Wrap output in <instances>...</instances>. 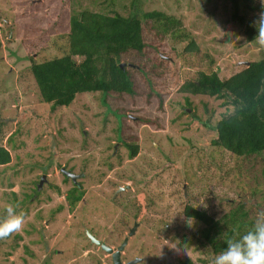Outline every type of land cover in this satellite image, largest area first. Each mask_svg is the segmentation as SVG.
<instances>
[{"label":"rangeland","instance_id":"rangeland-1","mask_svg":"<svg viewBox=\"0 0 264 264\" xmlns=\"http://www.w3.org/2000/svg\"><path fill=\"white\" fill-rule=\"evenodd\" d=\"M80 1L0 0V146L12 158L0 166V221L9 204L25 214L22 230L0 240V264H114L88 232L114 251L128 239L123 264L137 257L140 264H213L186 247L199 227L184 216L186 204L220 218L244 203L256 217L264 211V157L235 158L214 148L213 127L228 109L222 100L179 90L201 72L229 78L262 60L264 50L232 21L230 0H137L141 15L181 19L199 52L175 57L173 43L164 41L165 53L150 49L147 58L123 59L136 77L133 96L81 94L69 108L52 110L41 99L31 58L58 54L55 41L80 8L127 16L133 0ZM158 58L165 62L155 70L136 68L150 69ZM130 136L140 145L135 159L124 146ZM62 168L85 192L73 210L65 197L74 183L64 181ZM14 194L18 207L9 201ZM30 194L35 201L26 200Z\"/></svg>","mask_w":264,"mask_h":264},{"label":"trees","instance_id":"trees-1","mask_svg":"<svg viewBox=\"0 0 264 264\" xmlns=\"http://www.w3.org/2000/svg\"><path fill=\"white\" fill-rule=\"evenodd\" d=\"M76 1L81 4L80 0ZM109 1L114 6L117 0ZM230 2L232 21L247 40L254 43L257 32L253 20L264 10L261 0ZM139 4L133 0L127 16L116 11L96 12L88 7L71 15L69 31L55 41L58 54L42 62L31 58V73L43 102L51 104L55 110L69 108L81 94L133 96L136 77L133 70L121 67L124 58H147L150 49L165 53L163 42L168 40L173 43L170 50L176 53L175 57L199 52V44L181 19L160 11L141 15ZM176 45H181L183 50H177ZM164 62L158 58V64H152L150 69L147 62V65H135L146 73ZM179 92L223 101L229 113L213 127L214 148L227 151L235 158L264 157V58L250 62L243 70L225 79L212 70L201 72L197 79L182 84ZM124 146L131 159L139 155L138 137L130 136ZM11 162L10 151L0 146V166ZM64 181H69L65 175ZM38 191L37 187L35 192ZM84 195L85 192L74 184L65 197L70 209H75ZM26 197L29 202L36 200L34 194ZM18 199L14 194L9 201L23 204ZM6 216H1V221ZM184 216L199 226L192 233V241L185 243L186 247L194 245L195 251L208 254L211 259L225 250L229 239H239L256 219L244 203L234 206L220 218L186 204ZM187 264L192 263L188 260Z\"/></svg>","mask_w":264,"mask_h":264},{"label":"clouds","instance_id":"clouds-1","mask_svg":"<svg viewBox=\"0 0 264 264\" xmlns=\"http://www.w3.org/2000/svg\"><path fill=\"white\" fill-rule=\"evenodd\" d=\"M261 3L264 6V0ZM253 26L257 35L252 42L264 50V10L257 14ZM6 212V218L0 221V240L21 231L25 223V214H17L12 204L7 205ZM226 243L225 250L215 256L213 264H264V211L256 214L251 227L239 239H229ZM135 261L140 264L142 257Z\"/></svg>","mask_w":264,"mask_h":264},{"label":"water","instance_id":"water-1","mask_svg":"<svg viewBox=\"0 0 264 264\" xmlns=\"http://www.w3.org/2000/svg\"><path fill=\"white\" fill-rule=\"evenodd\" d=\"M121 67L124 68V65H121ZM62 173H64V175L68 178H71L75 183L77 182V176L74 175L73 173H71L70 171H68L66 168H62ZM45 182V177L43 176L41 182H40V186H42ZM137 229V224L135 225V227L133 228V231H131L130 233V237L134 235L135 231ZM88 236L91 239L92 243H94L97 246H100L104 251H106L109 255L112 256L113 262L114 264H123L121 261V251H123L124 247L127 245L128 243V239H126L123 243V245L117 250L114 251V249L106 246L102 241L96 239L93 235H91L88 232ZM136 261H131L128 264H136Z\"/></svg>","mask_w":264,"mask_h":264},{"label":"flooded vegetation","instance_id":"flooded-vegetation-1","mask_svg":"<svg viewBox=\"0 0 264 264\" xmlns=\"http://www.w3.org/2000/svg\"><path fill=\"white\" fill-rule=\"evenodd\" d=\"M68 178V177H67ZM72 180V179H71ZM72 182L74 183V184H76L79 188H81V186L78 184V182H74L73 180H72ZM38 190H40L39 188H38ZM100 247V246H99ZM101 248V247H100ZM102 249V248H101ZM128 263V262H127Z\"/></svg>","mask_w":264,"mask_h":264}]
</instances>
